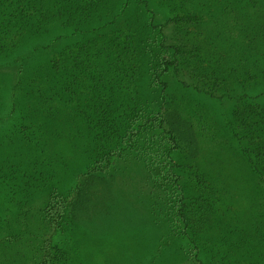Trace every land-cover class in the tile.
I'll list each match as a JSON object with an SVG mask.
<instances>
[{"label": "rangeland", "instance_id": "374dc122", "mask_svg": "<svg viewBox=\"0 0 264 264\" xmlns=\"http://www.w3.org/2000/svg\"><path fill=\"white\" fill-rule=\"evenodd\" d=\"M239 1L108 0L99 21L75 33L67 28L28 37L13 55L0 58V264H230L228 259L236 256L226 254L233 239L226 234L253 221L258 193L256 176L227 129L234 103L195 90L222 86L217 68L196 65L211 77L198 80V88L194 65L182 66L178 60L167 71L163 68L164 61L174 59L175 23L185 13L200 19L201 28L191 30L199 31L204 47L219 54L226 50L224 59L234 64L237 49L231 43L239 34L238 21L221 10ZM257 2L264 5V0H244L254 12L251 5ZM118 28L136 38L140 51L147 48L134 59L145 127L131 141L134 149L113 159L103 173L109 183L103 204L89 218L73 221L69 201L88 164L82 156L89 140L86 128L55 106L57 122L40 151L21 142L14 120L32 103L26 94L30 78L39 77L55 54ZM236 81L234 76L228 82ZM245 81L244 94L254 96L253 82ZM168 112L173 120L166 118ZM177 119L188 122L194 133V158L192 145L177 136L175 149L168 141V123ZM21 160L25 164L17 169L23 177L17 180L10 164ZM192 163L199 178L185 173ZM200 178L216 190L212 224L208 206L194 200L206 193L205 185L194 183ZM15 186L21 188L8 190ZM63 220L68 221L60 225Z\"/></svg>", "mask_w": 264, "mask_h": 264}, {"label": "trees", "instance_id": "16d2710c", "mask_svg": "<svg viewBox=\"0 0 264 264\" xmlns=\"http://www.w3.org/2000/svg\"><path fill=\"white\" fill-rule=\"evenodd\" d=\"M239 3L237 7L221 10L223 14H233L238 21L239 34L231 43L237 49L234 64L224 59L229 54L226 50L219 54L217 50L204 47L199 31L194 33L191 30L201 28L200 19L185 13L175 23L178 36L172 46L174 59L164 61L163 69L167 71L178 60L182 66L194 65V86L198 88V80L211 77L196 65L206 63L207 68H217L222 86L214 90L194 89L210 98L233 101L227 129L256 176L258 192L253 221L247 227L229 230L226 234L233 238L230 244L232 250L226 249V254L233 251L236 256L233 260L228 259L230 264H264V5L257 2L256 6L253 3L251 7L257 9L254 12L248 10L244 0ZM107 10L108 0H0V58L13 55L28 37L44 36L67 28L75 33L79 28L99 21ZM214 18L216 20L218 16L214 15ZM137 31L140 32L138 28ZM135 41L134 36L118 28L113 29L109 36H94L75 42L55 54L41 68L39 77L30 78L26 85V94L32 103L21 118L14 120V133L21 142L40 151L44 149L46 140L52 135L51 127L57 122L54 119L57 112L55 106L69 111L88 132L89 140L82 152L88 164L86 171L76 181L73 198L69 201L73 221L80 217L89 218L103 204L109 188L103 173L113 159L134 149L131 141L145 127V123L140 122L142 104L136 88L138 67L134 59L138 54L144 55L147 48L140 51ZM234 76L238 81L228 82ZM246 79H251L254 89H257L254 96L243 92ZM211 86L215 84L208 87ZM167 117L173 120V114L169 112ZM165 133L173 148L179 149L178 136L182 142L192 145L195 153L191 157L196 156V140L188 122L181 119L171 121ZM25 161L10 164L11 173L15 174L17 180L23 177L17 168L23 166ZM192 165L185 173L190 172V177L202 176L197 173L196 165ZM198 182L203 188L205 185L206 193H200L194 200L205 202L208 206L207 221L213 223L211 211L214 215L217 211L213 210L218 199L214 197L216 190L213 183L205 178L197 179L194 183ZM20 188L15 186L8 190L13 192ZM67 221H61L60 225Z\"/></svg>", "mask_w": 264, "mask_h": 264}]
</instances>
